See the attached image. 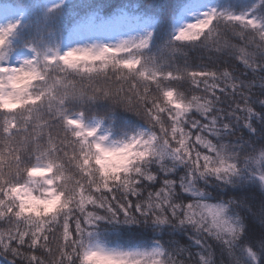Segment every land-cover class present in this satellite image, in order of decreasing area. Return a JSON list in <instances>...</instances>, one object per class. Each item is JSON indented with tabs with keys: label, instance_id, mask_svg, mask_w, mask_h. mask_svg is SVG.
<instances>
[{
	"label": "snow or ice",
	"instance_id": "snow-or-ice-1",
	"mask_svg": "<svg viewBox=\"0 0 264 264\" xmlns=\"http://www.w3.org/2000/svg\"><path fill=\"white\" fill-rule=\"evenodd\" d=\"M24 6L0 0V257L264 264V15L210 8L174 26L160 59L121 7L70 29L74 46L29 42L31 56L10 63ZM157 7L167 25L169 6ZM198 41L210 63L187 58L182 45ZM100 102L108 112L88 123ZM117 112L145 130L111 139L102 125ZM105 232L116 247L99 243Z\"/></svg>",
	"mask_w": 264,
	"mask_h": 264
},
{
	"label": "trees",
	"instance_id": "trees-1",
	"mask_svg": "<svg viewBox=\"0 0 264 264\" xmlns=\"http://www.w3.org/2000/svg\"><path fill=\"white\" fill-rule=\"evenodd\" d=\"M54 0H24L26 6L18 10L21 16V25L16 34L11 38V51L8 59L15 60L21 54H30L29 42L32 45L44 49L45 47H56L59 45L61 51L70 47L71 43L67 40L70 29L81 31L89 26L95 19L97 22L100 17L109 18L115 9L121 7L127 8L136 19L133 21L137 25L132 35H142L145 30L153 32V41L150 45L151 53L157 55L160 59H166L171 55L165 48V45L174 33V26L179 27L185 24L189 18L188 13L192 10H200L202 13L210 8L232 11L234 13L255 12L257 15H264V2L261 0H163L170 8L169 22L162 26L159 17V8L153 11V6H158L161 0H61L62 14L56 17L54 13L49 14L45 19V11ZM195 4V7L187 6ZM256 5V7H253ZM58 21V22H57ZM63 33L64 39H61ZM126 38V37H125ZM112 40V43H115ZM201 42L195 45H182L187 58L193 65L200 61L210 63L208 55ZM178 58L183 59L182 53H177ZM238 68L243 65L237 63ZM109 106L103 102L93 105L88 111V123L94 124L108 112ZM73 110H79V106H74ZM103 127L110 129L111 139H122L125 134L131 135L136 131L145 130L143 122L132 114L117 112L111 120L104 119ZM39 178V177H37ZM119 233L105 232L99 243L107 248L116 247L111 242L112 238ZM0 264H8V260L0 257Z\"/></svg>",
	"mask_w": 264,
	"mask_h": 264
},
{
	"label": "rangeland",
	"instance_id": "rangeland-1",
	"mask_svg": "<svg viewBox=\"0 0 264 264\" xmlns=\"http://www.w3.org/2000/svg\"><path fill=\"white\" fill-rule=\"evenodd\" d=\"M59 2H61V0H54L53 1L54 4L59 3ZM200 14H202V12L200 10H197V9L190 11L188 13L189 20L186 23L193 22L198 16H200ZM13 19H19L21 21L20 14L17 13L16 16ZM0 23H2V21H0ZM85 29H83V30H85ZM83 30H81V31H83ZM110 42H112V41H110ZM70 46H74V42L71 43ZM27 57H30V54H21V55L17 56L15 58V60H9V59L8 60H9L10 63H18V62L22 61L23 59H25Z\"/></svg>",
	"mask_w": 264,
	"mask_h": 264
}]
</instances>
